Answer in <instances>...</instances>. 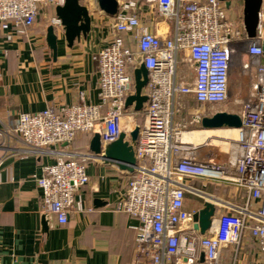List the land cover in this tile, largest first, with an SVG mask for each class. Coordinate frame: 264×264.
<instances>
[{
	"label": "built area",
	"instance_id": "1",
	"mask_svg": "<svg viewBox=\"0 0 264 264\" xmlns=\"http://www.w3.org/2000/svg\"><path fill=\"white\" fill-rule=\"evenodd\" d=\"M151 1L157 17L172 23L171 36L161 40L141 27L135 1L120 4L113 18L115 38L94 58L98 104L50 106L39 113L16 116L13 133L26 151L54 157L36 179L42 192V213L49 223L63 226L80 210L77 197L89 183L87 159L81 154L66 156L51 147L96 132L103 142L115 140L127 112L126 98L133 93V71L142 63L148 72L144 91L148 101L141 112L142 124L136 126V167L115 207L137 222L132 227L134 257L130 264H226L221 251L227 246L232 247L230 264H236L247 235L264 264V0L253 40L246 36L242 16L229 20V9L219 0ZM62 3L0 0V26L4 30L11 26L24 35L41 11ZM51 24L60 31L55 17ZM123 34L131 35L130 44ZM180 55L194 68L191 85L177 80ZM235 64L248 89L238 112L241 128L226 163L197 162L191 147L179 141L178 99L190 95L200 105L224 104ZM184 179L226 180L246 191L244 206L237 213L220 214L205 236H200L193 230L195 211L186 209V192L193 190Z\"/></svg>",
	"mask_w": 264,
	"mask_h": 264
},
{
	"label": "crops",
	"instance_id": "2",
	"mask_svg": "<svg viewBox=\"0 0 264 264\" xmlns=\"http://www.w3.org/2000/svg\"><path fill=\"white\" fill-rule=\"evenodd\" d=\"M117 1L119 5L135 1L138 5L135 13L141 27L161 40L171 36L172 23L157 17L156 5L151 0ZM50 8L41 11L35 24L24 35L15 33L11 26L5 30L0 26V264H130L134 257L132 227L137 222L116 212L115 207L132 174L104 165L94 157L89 152L92 136L80 134L66 146L51 147L53 151L68 154L66 156H85L89 183L77 197L80 210L71 214L65 225L48 222V230L43 229L42 192L36 179L41 176L44 166L52 164L54 157L26 151L13 133L16 116L19 113H39L50 106L98 104L94 58L115 38L113 18L92 7L91 31L87 38L69 48L63 36H58L57 54L53 57L45 43V31L54 18V8ZM120 36L130 44L131 35ZM187 77L191 85L195 79L194 68L185 56L180 55L177 80L186 83ZM183 99H190L198 107L203 106L190 95ZM126 110L121 132L127 127L129 133L138 125L137 113ZM178 117L175 122L180 125ZM203 117L206 116L191 117V129L182 131L203 136L196 143L187 145L193 150L192 156L197 162L213 160L224 164L236 135L224 137L219 134L237 129H202L196 119ZM207 132L212 135H206ZM184 182L193 190L192 193L186 192L188 211H197L203 202L209 201L216 205L214 219H217L225 212L237 213L244 206L246 191L226 180L184 179ZM221 259L226 264L232 262L231 246L222 249ZM236 264H261L256 245L248 235Z\"/></svg>",
	"mask_w": 264,
	"mask_h": 264
},
{
	"label": "water",
	"instance_id": "3",
	"mask_svg": "<svg viewBox=\"0 0 264 264\" xmlns=\"http://www.w3.org/2000/svg\"><path fill=\"white\" fill-rule=\"evenodd\" d=\"M230 8L232 0H219ZM92 7L109 18H115L119 3L117 0H63L61 5L54 9V17L60 22V32L50 24L45 31V43L53 57L57 54L58 36H63L67 46L71 48L75 42L86 39L91 31ZM261 8V0H242V23L249 40L256 37L258 15ZM264 55V44L262 45ZM148 83V72L141 63L133 71V93L126 98L125 109H132L135 113L142 112L148 101L144 93ZM199 126L205 130L214 129H239L241 118L238 114L217 112L210 117H203ZM139 136V127H135L129 133L120 132L118 137L109 142H103L101 135L96 132L89 143V152L99 158L104 165L114 166L119 171L133 174L136 167L135 147ZM66 146V144H64ZM216 205L205 201L200 209L193 214V230L200 236H205L216 216ZM43 229L48 230L47 217L43 216ZM203 261V256H201Z\"/></svg>",
	"mask_w": 264,
	"mask_h": 264
},
{
	"label": "rangeland",
	"instance_id": "4",
	"mask_svg": "<svg viewBox=\"0 0 264 264\" xmlns=\"http://www.w3.org/2000/svg\"><path fill=\"white\" fill-rule=\"evenodd\" d=\"M51 9V8H48ZM242 16V0H233L231 8L228 10V18L231 21H237L239 17ZM188 77L185 79L187 81ZM247 82L245 77L242 76L240 69L236 64L231 69V74L229 78V96L228 100L224 104L217 105H203L196 106L191 103V100H184L183 97L178 99V120L182 131L190 130L191 123L190 119L193 116H212L217 112H239L243 101L248 95V89L246 88ZM128 128L125 127V133H127Z\"/></svg>",
	"mask_w": 264,
	"mask_h": 264
},
{
	"label": "bare ground",
	"instance_id": "5",
	"mask_svg": "<svg viewBox=\"0 0 264 264\" xmlns=\"http://www.w3.org/2000/svg\"><path fill=\"white\" fill-rule=\"evenodd\" d=\"M198 132V131H197ZM203 132V131H202ZM216 133V132H215ZM220 133V132H219ZM206 135H212L210 132H207ZM218 135V134H216ZM220 136H233L236 135L235 138L237 137V131L235 130H229L227 132H221V134H219ZM214 136V135H213ZM209 137V136H208ZM218 137V136H216ZM201 138H203V136L199 135V134H194V133H186V132H182L179 136V141L183 144H189V143H196L198 140H200ZM231 138V137H230ZM208 139V138H207ZM212 140V139H211ZM223 143V142H222ZM210 145V144H209ZM215 145V143L213 144V146ZM202 146V145H201ZM208 146V144H207ZM220 147V146H219ZM225 147V146H222Z\"/></svg>",
	"mask_w": 264,
	"mask_h": 264
},
{
	"label": "trees",
	"instance_id": "6",
	"mask_svg": "<svg viewBox=\"0 0 264 264\" xmlns=\"http://www.w3.org/2000/svg\"><path fill=\"white\" fill-rule=\"evenodd\" d=\"M136 116H137V123L140 126L142 124V113L140 112V113L136 114ZM87 136H89V135H87Z\"/></svg>",
	"mask_w": 264,
	"mask_h": 264
}]
</instances>
